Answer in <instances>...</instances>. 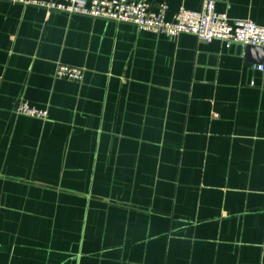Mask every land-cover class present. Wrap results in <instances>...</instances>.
I'll return each instance as SVG.
<instances>
[{
	"label": "crops",
	"instance_id": "1",
	"mask_svg": "<svg viewBox=\"0 0 264 264\" xmlns=\"http://www.w3.org/2000/svg\"><path fill=\"white\" fill-rule=\"evenodd\" d=\"M214 1L264 24V0ZM258 56L1 1L0 264H264Z\"/></svg>",
	"mask_w": 264,
	"mask_h": 264
},
{
	"label": "built area",
	"instance_id": "2",
	"mask_svg": "<svg viewBox=\"0 0 264 264\" xmlns=\"http://www.w3.org/2000/svg\"><path fill=\"white\" fill-rule=\"evenodd\" d=\"M13 4H34L46 7L50 14L59 10L69 14H82L100 17L117 22H129L140 30L177 37L182 33L194 34L202 42L215 39L231 44L253 45L264 48V24H258L250 18L232 20L227 13L218 12L214 0H204L200 10L181 7L172 20L166 18L168 4L161 3L153 9L149 0H0ZM264 75V61L255 65ZM56 76L81 81L84 70L79 67L60 64ZM19 113L46 118L48 111L37 108L28 102H21Z\"/></svg>",
	"mask_w": 264,
	"mask_h": 264
},
{
	"label": "water",
	"instance_id": "3",
	"mask_svg": "<svg viewBox=\"0 0 264 264\" xmlns=\"http://www.w3.org/2000/svg\"><path fill=\"white\" fill-rule=\"evenodd\" d=\"M246 52H247V54H251L253 52H257L258 55H259L257 57V62L261 63V62L264 61V48L263 47L247 45L246 46Z\"/></svg>",
	"mask_w": 264,
	"mask_h": 264
}]
</instances>
